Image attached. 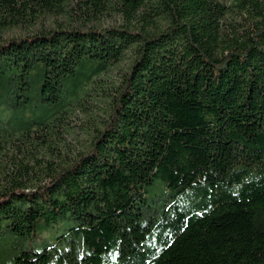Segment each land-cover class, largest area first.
Listing matches in <instances>:
<instances>
[{
	"label": "trees",
	"instance_id": "trees-1",
	"mask_svg": "<svg viewBox=\"0 0 264 264\" xmlns=\"http://www.w3.org/2000/svg\"><path fill=\"white\" fill-rule=\"evenodd\" d=\"M83 1L87 18L117 3L135 23L0 33V229L68 215L85 245L10 264H264V0ZM66 3L0 0V31ZM128 49L101 125L67 156L72 98ZM156 179L172 194L143 218Z\"/></svg>",
	"mask_w": 264,
	"mask_h": 264
},
{
	"label": "rangeland",
	"instance_id": "rangeland-1",
	"mask_svg": "<svg viewBox=\"0 0 264 264\" xmlns=\"http://www.w3.org/2000/svg\"><path fill=\"white\" fill-rule=\"evenodd\" d=\"M83 0H67V12L45 11L32 16L31 19L16 18L12 23L6 24L0 31L2 37L19 36L29 32L55 26H79L86 28L95 26L103 28L109 25L129 23L134 24L135 19H128L126 14L120 11L116 3L114 8L102 9L97 18H87ZM104 4V0H99ZM5 14V13H4ZM1 41V38H0ZM132 51L128 49L116 62L111 64L105 71L99 73L92 83L79 94V98H72L70 112L61 125L59 147L68 155H73L85 150L93 137L96 129L101 125L109 107L111 86L119 80L131 60ZM8 108L0 106V117H8ZM172 190L160 179H156L148 185L145 192V206L143 218L155 217L160 204L167 200ZM76 220L72 216H63L56 222L50 223L43 231H36L32 235L17 234L3 226L0 229V262L10 264L15 254L20 249L39 247L45 244H56L59 247L68 248L74 239L75 251L80 254L85 250V245L79 242V237L67 233L74 226Z\"/></svg>",
	"mask_w": 264,
	"mask_h": 264
}]
</instances>
